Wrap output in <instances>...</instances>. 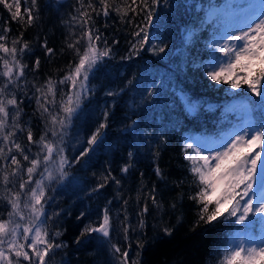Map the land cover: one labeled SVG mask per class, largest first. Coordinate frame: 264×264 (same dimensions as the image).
<instances>
[{"label":"trees","instance_id":"obj_1","mask_svg":"<svg viewBox=\"0 0 264 264\" xmlns=\"http://www.w3.org/2000/svg\"><path fill=\"white\" fill-rule=\"evenodd\" d=\"M6 2L13 6L9 10L0 3V35L5 37L0 43L9 49L15 46L16 59L24 66L23 76L8 88V98L14 95L17 105L8 107L7 131H15L12 139L30 159L40 148L35 141L46 135L63 148L62 154L68 160L64 169L67 175L45 188L46 227L52 242L61 245L49 252L47 264H122L124 252L128 253V264H222L228 241L240 224L224 216L210 223L201 219L203 204L193 199L201 185L190 170L191 162L185 159L184 135L214 134L225 127L230 123L225 117L234 116L227 106L237 96L251 103L257 101L247 85L232 89L228 83L212 81L205 72L216 55L212 40L218 31L219 16L207 20L206 12L227 4V0H159L156 5L148 0L149 8L137 0V11H129L123 18L115 8L124 0H109L112 7L107 16L99 0H91L95 11L88 9L91 19L87 24H82L80 12L89 0H83L85 8H81L80 0H36L35 6L32 0H19L15 19L16 0ZM26 9L31 11V23ZM140 28L146 29L149 42L135 55L131 47L141 37L133 33ZM88 30L100 37L95 41L97 48L110 49V55L89 73L87 91L62 139L53 137L50 117L37 103L38 98L44 103L37 89L46 91L48 81L54 83L56 103L46 107L63 116L60 100L72 89L70 82L60 81L78 63L77 49L83 54L87 47L84 34ZM189 33L191 39H186ZM13 41L17 43L13 45ZM165 44L164 53L154 54L153 45ZM0 57L11 62L2 51ZM3 70L0 60V72ZM6 80L0 76V86ZM189 102H196L195 111L187 110ZM17 110L19 127L14 129L12 117ZM254 117L264 120V113L255 111ZM100 123L107 125L102 129V140L94 151L80 157ZM29 130L33 142L27 139ZM0 147H5L8 157L0 158V219L7 220L11 211L4 199L9 195L7 189L20 191L19 183L27 179L30 164L15 148L7 152L11 144L0 142ZM12 155L17 156L24 171L10 178L5 187L3 172L16 167L11 164ZM125 166L128 171H121ZM42 168L33 178L41 177ZM156 168L160 169L159 175ZM100 184L104 187H98ZM28 188L26 185L24 191ZM214 207V203L209 205L205 217ZM105 209L111 221L110 236H81L86 225L95 227L102 222ZM112 245L119 247L120 253H115Z\"/></svg>","mask_w":264,"mask_h":264},{"label":"snow or ice","instance_id":"obj_2","mask_svg":"<svg viewBox=\"0 0 264 264\" xmlns=\"http://www.w3.org/2000/svg\"><path fill=\"white\" fill-rule=\"evenodd\" d=\"M103 14L108 15V9L112 7L109 0H99ZM6 8L11 10L12 4L6 0H0ZM159 3V0H151L152 5ZM33 6L36 0H32ZM140 4L144 8H149L148 0H140ZM259 16L246 25L247 30L240 29L239 35L232 32L221 37L224 40L223 44L214 41V44L219 45L215 48L216 52L223 54L226 60L214 57L207 63L205 72L206 75L217 83H228L232 89H239L241 84L247 85V88L256 97L260 99L253 101L264 106V0H258ZM16 12L13 13V19L19 14V0H16ZM81 8H85L83 0H80ZM225 8H232L231 3H227ZM252 13H255L256 8L251 6ZM88 9L95 11L91 0L84 11L80 12V17H83L82 24H87L91 19L88 14ZM143 10V9H141ZM28 12V23L32 22L31 11ZM115 11L121 14L122 18L128 15L129 11H137V0H131L129 4L124 0L122 6H117ZM222 10L212 9L209 15H218ZM152 12L147 13V19L151 22ZM74 19H78L74 17ZM143 35L141 36V34ZM136 37H141L136 43L132 44V54L138 55L140 49L149 42V37L145 28H140L139 31L133 33ZM192 33H189L186 39H191ZM88 44L83 54H80L77 49L79 61L76 66L71 69L69 74L60 81L61 84L70 82L71 91L66 94V97L60 100V110L63 113L53 114L46 107V104H55V87L52 81H48L47 90L37 89L41 92L44 103L37 99V103L44 113H48L50 117L51 131L53 137L60 136L72 116L76 113L79 107L82 95L87 91L86 82L89 78V73L96 65L103 60L105 56L110 55V49L105 48L103 51L97 48L95 41L100 40L99 36H94L91 30L85 32ZM5 37L0 35V41ZM231 41V43L229 42ZM242 41L243 44L235 42ZM17 41H13L15 45ZM79 43V41H77ZM69 47H75L74 44H69ZM167 45H153L154 54L159 55L164 53ZM213 47V45H209ZM27 48V45H24ZM24 48L20 49L23 52ZM158 49V50H157ZM0 51L11 57V62L5 57H0L3 60L4 70L0 72V76L6 77V82L0 86V142L5 145L11 144L12 147L7 148V152L11 153L15 148L25 161H29L30 166L26 169L27 179L21 180L19 183L18 192H12L7 189L9 195L4 199L11 206V211L8 213V219H0V264H22V261H27L28 264H47L46 257L54 248H59L61 245L54 244L49 237L46 227L47 215L44 204L46 203L45 181H53L57 177L50 170V165H55V171L59 173V178L63 179L67 173L64 171L68 165L67 158L62 154L63 148L53 141L47 139L46 135L41 136L39 141H35L40 148L31 158L25 154V150L19 143H16L12 138L15 136V131H7L9 128V106H16L17 100L13 95L8 98V88L16 83L19 77L23 76L24 66L16 59L17 49L13 46L11 49L0 43ZM51 53L52 49H48ZM39 61H37V66ZM108 95L116 93L109 92ZM150 94V93H149ZM49 95L51 99H49ZM196 102H189L188 111H195ZM108 113H104L105 120ZM19 111L17 110L12 117V125L14 129L18 128L16 123ZM135 123V122H133ZM106 123H100L92 135L88 138V148H85L80 153V157L87 156L89 151H94V146L102 140V129L106 128ZM29 142H33L31 130L27 133ZM192 150L188 152L187 150ZM255 149H260L256 151ZM264 124L259 127L249 124L243 128L241 132L234 134V138L222 146V150L208 149V154L205 155L201 150V145L198 142L185 144V159L191 162V172L197 177L200 191L196 197L198 202L203 204L201 210V219L206 223L215 221L218 217L224 216L225 219H234V223L244 225V228L239 229V235L234 236L228 241L225 249L222 264H264V237L259 240L251 236H245L244 239H239L240 235H244L247 226L254 219H259L264 223ZM132 153L129 152L131 157ZM58 157V161L55 159ZM77 158V161L79 158ZM0 158L7 160L5 147H0ZM11 164L16 167L11 172L5 170L2 175V182L5 187L11 182L10 178H15L24 171L20 161L16 155L11 156ZM43 165V171L40 172L41 179L35 180V187H30L33 182V175L37 173ZM7 168V165L5 166ZM123 172L128 171V166L121 169ZM156 174H160V169L156 168ZM107 177H105V180ZM119 183V181H117ZM29 186L25 192V187ZM98 187H104L100 184ZM22 196L27 199L21 200ZM153 203H156L153 198ZM215 204L211 213L206 217L204 214L209 213V205ZM147 207L144 208L146 212ZM225 214H227L225 216ZM83 215V213L81 214ZM142 223V222H141ZM111 221L109 212L105 209L102 222L98 226L86 225L81 232V236L91 233H100L103 237L110 236ZM127 232V228L124 229ZM167 232L168 230L165 229ZM59 235V233H56ZM79 242V238L77 240ZM115 253H120V248L112 245ZM128 253H122V264H128ZM135 264V262H133Z\"/></svg>","mask_w":264,"mask_h":264},{"label":"rangeland","instance_id":"obj_3","mask_svg":"<svg viewBox=\"0 0 264 264\" xmlns=\"http://www.w3.org/2000/svg\"><path fill=\"white\" fill-rule=\"evenodd\" d=\"M227 3H231L233 7L225 8V4H221L219 5V7L215 8L216 10L222 11L218 12L219 16L216 20V23L218 24V31L212 40L213 43L214 41H218L219 44H223L224 40L221 39V37L226 36V34L229 32L239 35L240 29L247 30L246 25L251 23L252 20L257 19V17L259 16L258 0H227ZM250 5L256 8L255 13L251 15L250 13H252V8L250 7ZM210 10L212 9H209L206 12L207 20H210L215 16L209 15ZM229 42L231 43V41ZM235 43L241 45L243 44L242 41H237ZM214 45L215 47L219 46L217 44ZM214 57L226 60V58L223 57V54L220 52H216V55ZM259 99V97H256L255 100L258 101ZM227 110L229 114L234 115L232 118L225 117L227 118L226 121H228V123L230 122L229 124H225V127L220 128V130L214 134H185L184 144L198 142L201 145V150L203 151V153L207 155L208 149L222 150V146L225 145L232 138H234L235 133L241 132V130L247 127L250 123L256 127H259L261 124H264V120L259 119L257 121L254 117L255 111H260V113H264V106L260 105L259 103H251L248 100L243 99L241 96L233 98L230 104L227 106ZM255 150L259 151L260 149ZM187 151L191 152L192 150L189 149ZM56 160L58 161V157ZM50 167V170L53 171V174L57 178H59V173L55 171V165H50ZM41 170L43 171V168ZM39 179H41V177H34L30 187H35V180ZM49 183V181H45V184ZM242 228H244V225H240L239 228L232 233L231 239L234 236L239 235L238 230ZM245 236H251L256 240H259L261 237H264V223H262L259 219H254L253 222L250 223L245 229L244 235L239 236V239H244Z\"/></svg>","mask_w":264,"mask_h":264},{"label":"water","instance_id":"obj_4","mask_svg":"<svg viewBox=\"0 0 264 264\" xmlns=\"http://www.w3.org/2000/svg\"><path fill=\"white\" fill-rule=\"evenodd\" d=\"M262 155H264V152H263V154Z\"/></svg>","mask_w":264,"mask_h":264}]
</instances>
